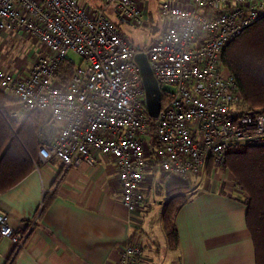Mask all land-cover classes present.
Here are the masks:
<instances>
[{"label":"built area","instance_id":"1","mask_svg":"<svg viewBox=\"0 0 264 264\" xmlns=\"http://www.w3.org/2000/svg\"><path fill=\"white\" fill-rule=\"evenodd\" d=\"M108 8L131 25L143 23L137 0H102L94 12L78 0H0V31L28 34L45 49L26 73L0 66V92L13 100L8 117L36 115L39 163L56 157L67 170L110 157L121 202L133 212L154 182L147 172L189 183L207 163L221 165L230 147L264 145V113L238 114L236 79L221 60L226 45L264 15V0H164L158 7L164 29L139 48ZM138 52L164 95L155 117L134 60ZM63 62L73 64L66 84L58 75ZM32 227L13 228L0 211V238L16 251ZM142 254L130 235L117 264H141Z\"/></svg>","mask_w":264,"mask_h":264},{"label":"crops","instance_id":"2","mask_svg":"<svg viewBox=\"0 0 264 264\" xmlns=\"http://www.w3.org/2000/svg\"><path fill=\"white\" fill-rule=\"evenodd\" d=\"M89 1L90 12L102 6V0ZM106 14L116 25L113 16L122 20L111 8ZM0 35L20 34L0 31ZM8 59L7 52L0 50L3 69L11 67ZM211 174L203 178L205 184L201 175L189 182L195 180L198 188L176 214L178 246L170 250L161 225L165 203L152 219L145 222L144 217L151 209L145 196L152 190L166 191L172 179L147 172L146 178L153 175L154 182L145 190L143 205L128 212L120 199L113 159L98 155L94 166L83 163L64 170L59 159L52 157L0 193V211L13 228L33 224L17 251L8 238H0V264L8 259L9 264H117L118 251L130 235L142 244L141 264H255L246 207L228 191L224 179Z\"/></svg>","mask_w":264,"mask_h":264},{"label":"trees","instance_id":"3","mask_svg":"<svg viewBox=\"0 0 264 264\" xmlns=\"http://www.w3.org/2000/svg\"><path fill=\"white\" fill-rule=\"evenodd\" d=\"M221 60L236 79L241 95L238 114L264 113V15L226 45ZM72 71V63L61 64L58 75L62 84H66ZM12 104L13 100L0 92V193L39 165L36 115L28 112L21 119H11L8 111ZM215 167L212 162L207 163L205 174L210 176ZM220 167L223 173L231 174L237 197L246 207L245 222L255 264H264V145L230 147ZM165 188L169 197L161 214V225L167 248L174 250L178 246L175 217L194 190L183 180H173Z\"/></svg>","mask_w":264,"mask_h":264},{"label":"rangeland","instance_id":"4","mask_svg":"<svg viewBox=\"0 0 264 264\" xmlns=\"http://www.w3.org/2000/svg\"><path fill=\"white\" fill-rule=\"evenodd\" d=\"M79 1L83 3V6L90 8L89 0ZM137 1L140 3L143 14V23L140 26L131 25L124 20L117 19L114 16L113 18L116 20L117 26L121 33L125 35L128 43H130L132 46H136L137 44H141V46H147L164 29V20L158 14V7L164 0ZM3 37L5 36L0 35V50H5L8 54V65L10 64L11 66L6 68V70L8 71H13L15 73H26L35 59L45 53V49L43 48L42 44H40L37 40L33 39V37L28 34H20L16 37L7 36V38L5 37L6 41L2 43ZM69 57L76 63H79L81 59L77 54L73 52L69 53ZM164 87L170 88V86L167 84H165ZM212 172L214 175L218 174L217 176H220L222 180L224 179L225 185H229L228 191L239 195V193L234 188H232L233 184L230 180L232 177L231 174H223L220 165H217V167H215ZM200 175L202 176L201 179L207 177L205 171ZM200 175L194 176L195 178L193 179H196L198 181ZM210 179L211 177L207 179V186L211 185ZM204 180L205 179H203V182L205 184ZM204 184L201 186H204ZM190 186L193 190L198 188L197 182L195 180L190 184ZM145 197L147 203L151 205V209L147 214L148 216L145 215L144 217V221L147 222L148 220H150V218L152 219V217H154V213L158 214L160 212V209L169 196L163 188L160 193H154V191L152 190Z\"/></svg>","mask_w":264,"mask_h":264},{"label":"water","instance_id":"5","mask_svg":"<svg viewBox=\"0 0 264 264\" xmlns=\"http://www.w3.org/2000/svg\"><path fill=\"white\" fill-rule=\"evenodd\" d=\"M139 48V46H136ZM134 60L138 64L142 83L145 88V102L152 117L157 116L161 105V92L155 77L149 66L145 53L138 52L134 55Z\"/></svg>","mask_w":264,"mask_h":264}]
</instances>
